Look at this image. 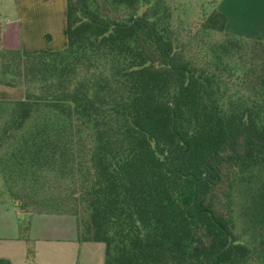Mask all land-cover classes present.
Returning <instances> with one entry per match:
<instances>
[{"label": "trees", "instance_id": "16d2710c", "mask_svg": "<svg viewBox=\"0 0 264 264\" xmlns=\"http://www.w3.org/2000/svg\"><path fill=\"white\" fill-rule=\"evenodd\" d=\"M65 1L63 49H0V85L22 91L0 100V151L68 183L40 213L73 216L104 264H264V41L212 9L195 57L171 0ZM232 179L255 242L223 212Z\"/></svg>", "mask_w": 264, "mask_h": 264}, {"label": "crops", "instance_id": "0c3cea01", "mask_svg": "<svg viewBox=\"0 0 264 264\" xmlns=\"http://www.w3.org/2000/svg\"><path fill=\"white\" fill-rule=\"evenodd\" d=\"M256 4L255 19H243L245 23L240 29H233L228 13L222 10L226 30L263 41L264 5ZM0 7L8 9L9 14H5L12 17L13 26L7 29L11 38L16 39L18 50L32 54L66 46L65 0H0ZM28 245L33 248L35 264H104V244L80 241L73 216L23 214L10 202H0V257L11 264H28Z\"/></svg>", "mask_w": 264, "mask_h": 264}, {"label": "rangeland", "instance_id": "374dc122", "mask_svg": "<svg viewBox=\"0 0 264 264\" xmlns=\"http://www.w3.org/2000/svg\"><path fill=\"white\" fill-rule=\"evenodd\" d=\"M259 2L264 5V0H171V5L175 23L179 26L180 32L186 44H188L187 50L193 56L201 57L209 37L205 38L199 32V24L212 9L220 12L224 10L230 17L233 29H240L249 16H252L249 22L255 19V13L258 12L256 3ZM5 11L9 12L8 9L0 7V49H18L19 46H16V39L11 38L7 29L13 26L12 17L8 15L9 13L5 14ZM24 27L26 30L28 25L25 24ZM214 38L216 40L219 37L214 35ZM20 98H22V91L19 87L0 85V100L14 101ZM7 157L3 156V151H0V202H10L23 214L54 211L55 209L47 207V202L45 203L43 200L50 198L51 195L56 197L57 194L62 193L61 188L68 186L67 181L62 182V187L59 189L51 188L47 184L43 186L42 181L39 182V185H36L33 181L35 177L40 175L39 172H33L31 169L30 171H19V169L24 167H19L13 159L7 161ZM229 181L231 183L227 189L225 199H223L228 205V209L223 208V212H230L234 232L239 236V241L248 242L253 239L255 242L258 237H255V232L252 234L251 229L246 227L245 224L246 205L248 204L247 199L251 194L249 187L251 184H249L247 179H232ZM19 197L24 199H19Z\"/></svg>", "mask_w": 264, "mask_h": 264}]
</instances>
